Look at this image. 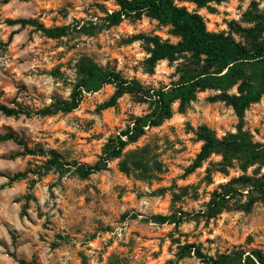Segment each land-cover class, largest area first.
Instances as JSON below:
<instances>
[{
	"label": "rangeland",
	"instance_id": "rangeland-1",
	"mask_svg": "<svg viewBox=\"0 0 264 264\" xmlns=\"http://www.w3.org/2000/svg\"><path fill=\"white\" fill-rule=\"evenodd\" d=\"M259 7L264 0H255ZM251 0H222L207 7L181 2L200 14L210 31H228V21L241 25ZM114 0H0V103L37 110L54 96L67 98L75 79L74 64L86 55L102 68L118 72L143 86H167L177 78L176 62L159 60L147 72L148 56L138 34L158 35L176 42L169 26L145 15L123 19L92 35L71 31L48 38L33 26L8 20L33 18L45 26L66 25L102 16ZM236 39H240L234 34ZM112 84L84 92L76 108L51 115L7 116L0 113V135L13 133L23 144L0 139V264H204L194 250L216 257L235 250L264 253V200L248 210L231 205L212 218L200 215L219 183L237 176L211 173L205 168L212 155L192 172L201 142L194 130L206 125L220 137L234 132L239 123L233 109L211 97L218 91L196 93L183 111L172 104V115L144 133L124 151L144 144L162 164L156 179L124 173L111 159L107 166L86 177L76 172L79 163L93 164L107 139L150 111L148 102L131 93L105 103L114 93ZM255 142H264V100L252 103L241 122ZM63 164L45 170L49 150ZM42 150L43 153L40 152ZM252 168L248 169L250 173ZM261 171H264L262 169ZM16 172L25 177L9 182ZM246 197H241L239 204ZM183 211L179 224L163 219ZM191 244L190 251L181 246Z\"/></svg>",
	"mask_w": 264,
	"mask_h": 264
},
{
	"label": "trees",
	"instance_id": "trees-1",
	"mask_svg": "<svg viewBox=\"0 0 264 264\" xmlns=\"http://www.w3.org/2000/svg\"><path fill=\"white\" fill-rule=\"evenodd\" d=\"M222 0H114L117 8L108 11L102 7V16L95 20H87L80 25L74 21L66 25L45 26L33 18L8 20L9 23L30 25L43 35L59 39L71 31L92 35L104 28L118 24L123 19L135 20L145 15L155 19L160 25L169 26L170 32L178 37L176 42L162 39L158 35L138 34L148 56L144 60L147 72H152L159 60L176 62V80L167 86L157 88L143 86L135 80L122 77L118 72L102 68L90 57L82 55L77 58L74 69L75 79L67 98L54 96L53 100L37 110L24 107H9L0 103V113L7 116L18 115H51L57 112L67 113L76 108L84 92L98 90L104 84H112L114 93L105 103L110 106L124 93H131L148 102L150 111L136 116L125 129L109 137L103 145L99 159L93 164L79 163L76 172L86 177L92 172L107 166L111 159H118L117 166L124 173H134L140 179H156L162 171V164L150 151L147 144L124 151L128 143L135 142L144 128L160 124L172 115V104L178 102V110L183 111L193 100L196 93L204 90L218 91L211 99L229 105L239 123L234 132H227L218 137L206 125H199L194 130L196 138L201 142L187 172H192L207 161L210 156L217 155L219 160L210 161L205 168L208 182L211 173L220 172L228 175L229 169L237 168L240 173L219 183L210 193L200 215L209 219L231 205H239L246 210L256 200H264V142H255L251 134L242 128L244 111L252 103L264 100V5L260 8L255 0L242 13L241 25L236 20L228 21V31H210L203 17L196 10H189L181 2H189L196 7H207ZM237 34L240 39H236ZM1 140L13 139L23 144L13 133L0 135ZM27 154H35L23 144ZM41 153L42 150H40ZM64 160L59 158L55 150H49L44 163L45 170L59 169ZM252 168L248 173V169ZM26 172H16L10 176L9 182L25 177ZM241 197L246 200L239 204ZM177 211L163 219L179 224L183 220V211ZM191 244L181 246L190 251ZM196 257L204 264H264V253L259 250H235L216 257L205 255L195 249ZM20 264H28L20 260Z\"/></svg>",
	"mask_w": 264,
	"mask_h": 264
}]
</instances>
